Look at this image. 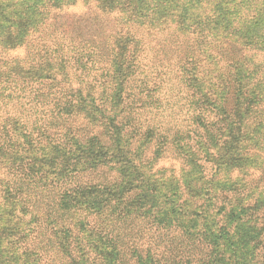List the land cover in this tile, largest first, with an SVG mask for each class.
Segmentation results:
<instances>
[{
    "label": "trees",
    "instance_id": "1",
    "mask_svg": "<svg viewBox=\"0 0 264 264\" xmlns=\"http://www.w3.org/2000/svg\"><path fill=\"white\" fill-rule=\"evenodd\" d=\"M22 1L0 0V10L18 9ZM41 1L47 16L40 22L49 24L47 31L52 27L55 49L48 51L39 34L30 44L38 50L28 54V64L0 66V177L5 170L11 173L0 178V211L3 202L9 208L10 264H237L236 251L228 253L226 242L243 223L231 224L223 213L237 197L211 193L194 207L181 203L196 231L180 229L182 218L163 224L147 202L161 187L152 170L166 147L182 155L185 166L192 163L205 183H215L219 169L240 156L231 152L233 146L244 142L252 119L264 116V96L250 92L242 75L253 59L250 49L264 51V9L253 16L261 20L258 40L257 35H240L231 13L222 23L218 11L202 5L204 0L177 6L164 0L170 10L159 13L146 6L153 5L151 0H92L104 14L86 15L65 11L58 0ZM26 5L29 12L14 9L10 23L16 14L28 22L36 7ZM168 22L185 39H194L174 58L163 60L142 44L151 26L167 23L160 27L165 32L172 29ZM5 24L0 17V27ZM31 33L7 38L0 33V41L8 51L18 39L26 44ZM47 53L57 55L61 64L57 77L44 75L45 64L53 59ZM0 61L8 66L18 59ZM71 61L83 63L85 75L78 79L86 87L89 78L94 85L95 77L105 78L98 86L101 96L112 78L105 104L71 86L77 76L68 70ZM254 69L248 74L255 76L253 88L260 66ZM196 73L214 79L213 86H204ZM92 123L99 131L88 135L85 128ZM214 209L221 215L213 225L222 221L215 230L204 224ZM260 220L254 264L264 260V214ZM80 230L87 232L93 250L83 248Z\"/></svg>",
    "mask_w": 264,
    "mask_h": 264
},
{
    "label": "rangeland",
    "instance_id": "2",
    "mask_svg": "<svg viewBox=\"0 0 264 264\" xmlns=\"http://www.w3.org/2000/svg\"><path fill=\"white\" fill-rule=\"evenodd\" d=\"M26 1L35 5L36 12L34 13V15H30L31 17L28 18V22L23 23L21 18H18L16 14L14 22L10 23L8 18L10 17L11 13L15 12L14 9L18 12H29ZM58 1L62 3L63 9H66L65 11L71 13H76L79 15H86L88 13L97 12L103 13L102 11L100 12V9L98 8L96 2L92 0ZM173 1L176 2L175 4H173V6H177V4L182 5L185 0ZM205 1L207 2L204 4L202 3V5H204V7H208L207 11H210L211 8L218 11L217 16L222 23H225L229 16V19L233 23L234 27L241 29V32H239L240 35L244 34L247 37L257 35L258 40L260 39L261 32L258 31V28L261 24V20L257 21L255 18H253V16L256 15V13H261V11L264 9V0H204V2ZM41 2V0H23L18 9L14 5L1 8L0 17L6 22L5 25H2L0 27V33H3L4 38L13 36L17 34V32H32V35L30 34L31 36L29 37L26 44L23 45L22 43H20V39H18L17 41H15L17 43H15L16 46H10V50L8 51L4 50V47L7 43L5 41H0V59L8 61L18 59V61H14L8 66H6V64L4 63L2 64V62L0 61V66H3V68L13 67L14 69H17L24 64H28L29 61L27 60V58L31 57L28 54H36L38 50L30 46L36 35L40 34L42 40H44L46 44H49L47 46V48H49L48 51L55 49L52 37L50 36V32L52 33V27L47 31V28L45 27H50L49 24L46 22V24H41L42 22H40V20L44 19L47 16V13H45V9L47 7L45 8V6L41 4ZM151 2H153V5L146 6L156 8L155 11L157 13H159V10H162L163 8H167V11L170 10V8H168L169 4L166 5L167 7L162 5V3H165L164 0H151ZM193 4L194 2L192 0L191 5ZM35 7L33 9H35ZM196 7L199 8L200 6L198 5ZM227 12L231 13V15H229ZM220 13H223L221 18L219 17ZM38 14L40 16L36 19ZM226 14H228V16ZM118 16L122 18V14L120 12H118ZM160 16L163 15L160 14ZM222 17H225L224 20H222ZM168 23H171L170 26H172V29H167V31L165 32H162L160 30V27L167 25V23H163L156 27L151 26L150 28L153 29V32L148 35H146V33H143L142 29L140 30L144 34V36L146 35L147 37V39H145V42L142 44V46L146 48V52L150 51V53L163 60H167V58H174L180 52V50L191 44L194 39L192 38V36L189 37L191 39H185L186 37H183L185 35H183L182 33H177L176 26L173 24V22ZM38 24H41V26L38 28V30H36ZM249 53L251 54L253 59H250V61L246 65V68L249 71H244V74H242L244 77L243 80L246 85L251 84V88L249 89L250 92L255 95H257L258 93L264 96V51H262V49H259L258 47H255L251 48ZM47 56H50L53 59L49 60V64H45L47 65L46 70L48 69V73L44 75L48 74L53 77L59 76L62 70L60 69L61 64H58L56 60L57 55L47 53ZM82 64L83 63L76 64L74 61H71L69 63L68 70L71 74L77 75L75 81L71 86L74 88H83L85 90L87 99H91L90 95L93 94L94 96H96V101L98 104H105L106 95L109 91L111 92L112 90V78L110 77L104 83L102 92L105 91V93L101 96L100 88H98V86L103 83L105 78H101L100 75L97 77L94 76L98 79L95 84L96 86L92 84L91 78H89L87 80H89L91 83L90 86L86 87V84L80 83V80L78 79L82 78V76L85 75L84 66H82ZM255 66H260V69L256 71L257 77L255 78V80H259V84L253 88L252 86L256 84V82L254 84L253 80L255 76L251 77V75L248 74L255 70ZM76 67H79V69L77 70ZM100 72H97L96 74ZM196 74L198 77H200V80H202L204 86H213V83L215 81L214 79H209V77L203 78L204 75L201 73ZM93 85L97 89L94 88ZM212 95L216 97L215 94ZM83 119L86 120V118ZM91 120L93 121L95 119L91 117ZM95 122L97 123L98 121L96 120ZM252 126L253 127L250 129L247 137L243 140L244 142H239L235 146H233L231 152L236 151L240 156H238L237 160H231L230 164L219 169L218 173L215 175V178L217 179L215 183H205V180L202 179L201 174L192 163L185 166L184 162H182V155L180 156L177 151L173 150L170 147H166L163 158L155 165L152 170L153 178L155 180H159V182L161 183V187L159 186L156 189L153 200L147 202V204H154L153 209L157 211L158 219L163 224H169L174 218H182L178 226L180 229L190 228L192 231H196L199 228L195 225V223L193 224L189 221L190 218L187 209L179 207L181 203L184 204V206H187L191 203L193 205L191 206L194 207V205H197L203 202L206 198H209L211 196V193H224V196L228 197L229 199L231 197H237V199L233 201V205H231V203H226L227 209L225 208L223 210V213H226V218L228 217L230 219L231 224L238 222L243 223L239 225L237 231L232 235L231 241L226 242L228 253H231L233 250L236 251L238 259L237 264H254V242L257 240L259 233L257 231V226L261 221L260 217L264 214V116L260 117L259 120L252 119ZM85 130L87 131L88 135L95 134L99 131V126L92 123V125L89 124L85 128ZM152 145L153 144H150L151 148ZM178 151L181 152L180 149ZM147 155H150L149 152L147 153ZM167 155L172 156V158L167 157ZM162 167L166 168L167 170L162 171ZM5 171L2 172L3 174L0 178H10L11 173L8 171L7 173H5ZM207 176L210 177L212 175L207 173ZM242 176L245 177L242 179ZM172 178H174V180H178L176 181V185L174 186L170 184V179ZM179 180H181V183L179 182ZM247 183L248 186L246 188L245 185H247ZM239 192H243L247 196H245V198H241V193ZM1 204L3 205V207L0 211V264H10V252L7 249V247H9L8 239L10 236L7 223L9 208L7 209L6 205L3 202ZM205 204V208H208V205H210V201L208 200L207 203L205 201ZM196 208V214L201 212L198 207ZM211 211H213V213L215 214L207 215V220L204 224L210 226L208 228H212L213 230H215L221 225L222 221L218 225H213L215 223L214 218L220 217L221 214H217V209ZM240 219H244L245 221ZM165 229L168 230L170 229V227L167 226ZM25 232L28 235L32 233L29 231V229L25 230ZM78 233L83 242V248H86L87 250H93L94 247L92 248L91 242L88 240L87 232L80 230V232ZM219 235L220 233H218L217 237ZM214 236H216V232ZM232 242H235L236 245H231ZM105 247V245H102L103 249ZM262 264H264V260Z\"/></svg>",
    "mask_w": 264,
    "mask_h": 264
}]
</instances>
